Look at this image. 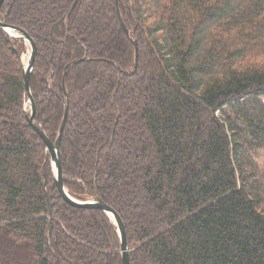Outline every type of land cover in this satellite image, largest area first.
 <instances>
[{"label": "trees", "instance_id": "1", "mask_svg": "<svg viewBox=\"0 0 264 264\" xmlns=\"http://www.w3.org/2000/svg\"><path fill=\"white\" fill-rule=\"evenodd\" d=\"M1 19L37 46L52 142L68 106L66 189L119 214L130 264H264V0H5ZM26 53L0 26V264H122L114 222L61 198Z\"/></svg>", "mask_w": 264, "mask_h": 264}, {"label": "water", "instance_id": "2", "mask_svg": "<svg viewBox=\"0 0 264 264\" xmlns=\"http://www.w3.org/2000/svg\"><path fill=\"white\" fill-rule=\"evenodd\" d=\"M5 2V0H0V9L2 4ZM118 5V3H117ZM118 14L119 17L121 18V22L123 25L124 30L127 32L128 34V30L126 29L124 22L122 20L121 17V12L118 6ZM0 26L1 29L4 30V32L8 33L11 37L22 40L26 43V46H28V48L30 49V51H28V55L29 56V60L27 65L24 64V59H25V55L21 57V62H22V66H23V73H24V78H25V90H26V94L28 97V104L30 105V111L27 113V122L30 128H32L40 137L41 139L45 142L46 144V148L48 153L50 154L51 157V164H52V169L54 172V178H55V184L57 186V189L60 193V195L62 196L61 198H63L69 205H71L73 208H79V209H96L99 210L101 212H103L106 216H108V218L110 220L111 217H113L114 219L112 220V222H114V225L117 228V232L120 236V240H121V255H122V264H130L131 263V251L130 248L128 247V241H127V235H126V229H125V225L121 219V217L119 216V214L112 209L110 206L104 204V202L102 200H100V198H96V200L93 201H89V202H81L78 201L76 199H74V197H72L68 190L65 187V183H64V172H63V166H62V161H61V144H62V140H63V135H64V131L66 128V124H67V120H68V106L66 108L65 111V116H64V120L62 122V125L60 127L59 130V134L58 137L56 139L55 142H52L47 135L45 134L44 130L37 125L36 123V106H35V102L32 96V88H31V79H32V75L36 66V61H37V46L36 44H34L35 42L33 41V39L23 30H21L20 28L17 27H13L10 26L8 24L5 23V20H0ZM135 47H136V64H138V57H139V49H138V44L135 42ZM79 62H76L75 65H77Z\"/></svg>", "mask_w": 264, "mask_h": 264}, {"label": "rangeland", "instance_id": "3", "mask_svg": "<svg viewBox=\"0 0 264 264\" xmlns=\"http://www.w3.org/2000/svg\"><path fill=\"white\" fill-rule=\"evenodd\" d=\"M28 51H29V48H28V46H27V53L25 54V56L27 57V55H28ZM25 57V58H26ZM25 60V59H24ZM259 163L261 164V165H264V152L262 153V155H261V159H260V161H259ZM54 173V172H53Z\"/></svg>", "mask_w": 264, "mask_h": 264}, {"label": "bare ground", "instance_id": "4", "mask_svg": "<svg viewBox=\"0 0 264 264\" xmlns=\"http://www.w3.org/2000/svg\"><path fill=\"white\" fill-rule=\"evenodd\" d=\"M29 51H30V49H29ZM28 60H29V56H27V57L25 58V60H24V64H25V65H27V63H28ZM111 219L113 220L114 218H113V217H111Z\"/></svg>", "mask_w": 264, "mask_h": 264}]
</instances>
